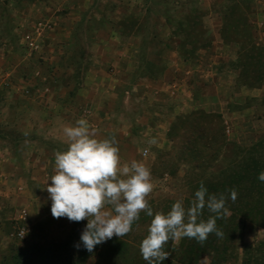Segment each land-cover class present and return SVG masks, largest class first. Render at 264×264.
I'll return each mask as SVG.
<instances>
[{
  "label": "rangeland",
  "instance_id": "obj_1",
  "mask_svg": "<svg viewBox=\"0 0 264 264\" xmlns=\"http://www.w3.org/2000/svg\"><path fill=\"white\" fill-rule=\"evenodd\" d=\"M126 49L132 60L112 65ZM45 86L53 125L33 126L30 112L15 115L18 125L0 123V149L10 151L0 154V264H146L136 247L151 220L143 211L112 237L128 244L123 252L107 240L88 252L79 241L87 221L51 215L46 180L67 147L63 129L81 118L98 139L114 140L121 166L150 170L153 214L176 200L187 208L201 182L225 196L223 235L170 239L166 264H264V0H0V117ZM213 215L205 208L200 219ZM60 243H74L73 252Z\"/></svg>",
  "mask_w": 264,
  "mask_h": 264
},
{
  "label": "clouds",
  "instance_id": "obj_2",
  "mask_svg": "<svg viewBox=\"0 0 264 264\" xmlns=\"http://www.w3.org/2000/svg\"><path fill=\"white\" fill-rule=\"evenodd\" d=\"M63 134L67 147L55 154V174L46 180L50 184L45 182L50 212L54 218L87 221L79 241L88 252L114 235H126L141 211L151 217L139 245L146 264H162L169 255L164 245L170 239L187 237L202 243L210 233L223 235L216 226L225 208L223 194H209L201 182L190 206L185 208L182 200H176L166 213L153 214L146 200L153 185L144 164L132 161L121 166L114 140L98 139L83 118L66 126ZM257 179L264 183V171ZM229 198L235 200V190ZM205 208L214 214L206 221L200 219Z\"/></svg>",
  "mask_w": 264,
  "mask_h": 264
},
{
  "label": "crops",
  "instance_id": "obj_3",
  "mask_svg": "<svg viewBox=\"0 0 264 264\" xmlns=\"http://www.w3.org/2000/svg\"><path fill=\"white\" fill-rule=\"evenodd\" d=\"M65 7H66V9L68 8V6H65ZM66 14H68V13H66ZM128 43H131V41L129 42V40H127L126 44H128ZM121 55H124V57L126 59L130 58V60H132V58L134 56V54L132 52H128L127 49L124 50L123 53H122V51H120V53H118V54L113 56L114 60H113L112 65H117L119 63V59L121 58ZM95 57H96V54L92 53L91 55L86 56L85 58L86 59H90V60H95L96 59ZM115 73H117V70H115ZM116 83H118V85H120V82H118L117 80H116ZM17 90H18L17 92L23 91L22 88H17ZM51 92H52V89L49 88V86L39 87V88H35V90H33V91H29V96L27 97V101H24V102L18 101V102H16L14 100V102H12L11 105H9V107H11V108H8L9 110L11 109L10 111H8V113L12 112L13 115L12 116H7L6 115L4 117H0V123L1 124H7V125H18L21 122H18L17 117L15 115L18 112H20V113L30 112V115L34 114L33 121H31L33 126H35V125L36 126H44V127L47 128L48 126L53 125V120L54 119L52 118V110H51L52 102L49 101V98H48L49 97L48 95ZM88 92H89V90H88ZM31 93H32V95H31ZM131 93H132V91H130L129 89L125 90V95H124V100L123 101H126V99H127L128 105L131 103L130 101L132 100ZM13 98L15 99V97H13ZM64 104H66V102H64ZM188 104H189V102H188ZM188 104L186 102V105L189 107ZM101 106L102 105H99L98 108L101 109ZM187 106H180V109H182V108L185 109ZM177 107L179 108V105ZM80 108H81V112H83L84 114L86 113L85 112L86 109H90V108H88L87 102L85 104H81ZM65 109H67V108H65ZM62 111L63 112L60 113L61 122H66V121H68V117H65L66 116L65 115L66 113L64 114L65 110L62 109ZM85 120H87V119H85ZM29 122L30 121L26 122L25 124H31ZM139 122H140L141 127H143V125L145 126V124H147V117L141 115V118H140ZM91 126H92L91 130L95 131L96 130L95 124L91 123ZM114 126L116 127L117 125L115 124ZM46 128H45V130H46ZM120 128H122V125H120L119 128L117 127V129H119V130H120ZM129 130H130V128H128V129L126 128V130H124V132L127 133V131H129ZM166 130H167V128H166ZM44 135H46L45 132H44ZM9 152L10 151H9L8 148H4V149L1 148L0 149V154H3L4 156H6ZM118 155L120 156V153H118Z\"/></svg>",
  "mask_w": 264,
  "mask_h": 264
},
{
  "label": "trees",
  "instance_id": "obj_4",
  "mask_svg": "<svg viewBox=\"0 0 264 264\" xmlns=\"http://www.w3.org/2000/svg\"><path fill=\"white\" fill-rule=\"evenodd\" d=\"M106 242H108L109 243V245L113 248V249H118V250H120V252H123V248L125 247L124 245H128L127 243H125V242H122L121 240H118V238H111V239H109V240H107ZM136 244V243H135ZM139 245H140V243H138L137 244V248H138V251H139ZM74 246V243H69V244H65V243H60V249H61V251L62 252H66V253H68L69 254V252L68 251H71V252H73V250H72V247ZM60 251V252H61ZM80 255H86V254H88V252L87 251H82V250H80ZM67 255V254H66ZM84 256H83V259H84ZM105 257V256H104ZM80 259H82V257H79ZM69 259H70V257L68 256V259L66 260L67 262H69L70 263V261H69ZM109 261V260H108ZM166 262H167V258L163 261V264H166ZM128 263H130L129 262V259L128 258H120L118 261H117V264H128Z\"/></svg>",
  "mask_w": 264,
  "mask_h": 264
},
{
  "label": "built area",
  "instance_id": "obj_5",
  "mask_svg": "<svg viewBox=\"0 0 264 264\" xmlns=\"http://www.w3.org/2000/svg\"><path fill=\"white\" fill-rule=\"evenodd\" d=\"M39 28L37 27L36 30H38ZM37 32V31H35ZM36 35L32 36L31 34H26L24 36V40H25V43L26 45L30 48V49H33V48H37L38 44H37V38H35ZM146 154V150H143L142 151V155H145ZM25 217V211L24 210H21L20 214H19V218L20 219H24ZM25 231V227L24 225H19L16 229V236L18 238H22L24 236V232Z\"/></svg>",
  "mask_w": 264,
  "mask_h": 264
}]
</instances>
